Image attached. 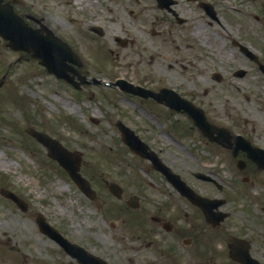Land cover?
I'll return each instance as SVG.
<instances>
[{
	"label": "flooded vegetation",
	"instance_id": "obj_1",
	"mask_svg": "<svg viewBox=\"0 0 264 264\" xmlns=\"http://www.w3.org/2000/svg\"><path fill=\"white\" fill-rule=\"evenodd\" d=\"M250 1L251 9L246 0H0V12L40 29H79L90 56L93 46L131 50L144 85L160 92L161 100L145 99L170 119L177 147L144 139L189 187L146 159L142 180L121 183V199L112 194L117 219L135 225L143 264H264V43L255 23L264 0ZM0 47H9L2 35ZM117 66L106 69L114 75ZM102 68L82 59L68 74L91 80ZM174 91L202 108L209 135L191 117L195 109L169 106Z\"/></svg>",
	"mask_w": 264,
	"mask_h": 264
},
{
	"label": "rangeland",
	"instance_id": "obj_2",
	"mask_svg": "<svg viewBox=\"0 0 264 264\" xmlns=\"http://www.w3.org/2000/svg\"><path fill=\"white\" fill-rule=\"evenodd\" d=\"M246 3L247 9L252 8V1ZM249 17L247 26L254 22ZM261 20L255 23L261 26L258 36L264 43V19ZM53 29L71 43L86 46L83 40H77L79 29L71 26ZM217 33L210 32L214 43L222 41ZM91 49L92 63L104 62L109 57L108 50L97 46ZM126 55L127 50H121L119 56H114L123 65L122 70L133 63L130 68L136 69L135 74H126L141 83L138 69L142 64L137 65L132 56L131 62L126 63ZM14 56L9 50L0 52V76L5 63ZM213 57L219 59L216 54ZM261 81L264 83L262 78ZM140 100L120 91L115 93L104 84L91 83L77 89L31 58L13 66L0 88V187L7 186L21 195L28 209L23 211L0 192V264H80L40 231L36 221L39 211L69 239L107 257L111 263L143 264V251L138 249L140 241L132 236L135 226L125 217L114 220L109 208L113 201L103 181L119 174L120 180L128 185L126 188H130L142 178V163H146L122 143L114 124L117 118L149 137L155 147H177L163 131L162 127H167L165 121L155 119ZM68 103L76 107L70 109ZM33 126L83 152L82 170L91 178L97 198H88L58 161L28 133Z\"/></svg>",
	"mask_w": 264,
	"mask_h": 264
},
{
	"label": "water",
	"instance_id": "obj_3",
	"mask_svg": "<svg viewBox=\"0 0 264 264\" xmlns=\"http://www.w3.org/2000/svg\"><path fill=\"white\" fill-rule=\"evenodd\" d=\"M4 17L6 19H9L10 21L13 20L16 24L20 25V22L14 16H12L10 14L9 15L8 14H1L0 18L2 19V22H3V29L5 28L6 25H8L7 20L4 23V20H3ZM12 28L15 31V35H16L15 41L17 42V47L27 49V50H33L35 54H37L41 57L43 56L47 42H48V47L51 48L50 50L61 49L64 47V45L61 44L60 40L53 33L49 34L48 36H44V37L38 35L39 40L38 39L35 40L34 38H36L35 36H36L37 32L34 30H31L30 27H27L25 25L17 27V25H16V26H13ZM8 29H11V28L8 27ZM64 56H67V55L65 54V55L61 56V57H63L61 59L62 62H65ZM48 61H49V59H48ZM49 62L52 64L55 62V59L54 60L52 59ZM57 62H58V60H56V63ZM63 70H64L63 68H60V69H57V72L61 73ZM32 133L35 136H37L40 140H42L47 146H49V148L51 150V154L60 159L62 164L70 171L71 175L76 179L77 182H79L81 184V186L83 187L84 190H86L87 192H89V190L91 191L89 182L85 178H83L78 171V169H79V157L76 154H74L73 152L64 148L57 140L49 137L48 135H46L44 133H41L39 131H34V130L32 131ZM127 133H128V135H131V132H129V131H127ZM129 141L134 142L137 140L135 137L131 136ZM142 153H145L144 149H142ZM3 191L6 193L7 196H10L13 199L18 201L19 198L15 193H13L12 191L6 190V189H4ZM38 222L40 224L42 231L46 232L51 237L58 240L67 249L73 251V253L79 257V260L85 261L86 264H91L90 261H88L91 258L93 260V262H92L93 264H100L99 258H97L96 256H93V257L89 256L83 247L78 246L75 243L69 242L66 238H64L61 235V233L55 227H53L50 223H48L45 220V218L43 217L42 214H39Z\"/></svg>",
	"mask_w": 264,
	"mask_h": 264
},
{
	"label": "bare ground",
	"instance_id": "obj_4",
	"mask_svg": "<svg viewBox=\"0 0 264 264\" xmlns=\"http://www.w3.org/2000/svg\"><path fill=\"white\" fill-rule=\"evenodd\" d=\"M69 104H70V103H68V105H69ZM75 107H76L75 104H73V105L70 104V109H74ZM72 111H74V110H72ZM4 163H6V164H11V163L8 162V161H7V162L4 161Z\"/></svg>",
	"mask_w": 264,
	"mask_h": 264
}]
</instances>
